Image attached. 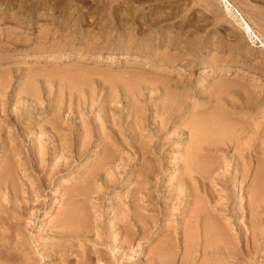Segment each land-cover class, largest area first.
I'll return each mask as SVG.
<instances>
[{
    "label": "rangeland",
    "instance_id": "obj_1",
    "mask_svg": "<svg viewBox=\"0 0 264 264\" xmlns=\"http://www.w3.org/2000/svg\"><path fill=\"white\" fill-rule=\"evenodd\" d=\"M228 1L264 39V0ZM239 23L223 0H0L1 264H228L186 239L199 220L252 240L264 146L244 180L220 127L264 126V47ZM69 204L85 240L51 232Z\"/></svg>",
    "mask_w": 264,
    "mask_h": 264
},
{
    "label": "bare ground",
    "instance_id": "obj_2",
    "mask_svg": "<svg viewBox=\"0 0 264 264\" xmlns=\"http://www.w3.org/2000/svg\"><path fill=\"white\" fill-rule=\"evenodd\" d=\"M224 1V3H225V8H226V11L228 12V14L233 18V19H238V22H240L239 23V25L240 26H242V28L245 30V32L248 34V36L251 38V40L253 41V43H256V41L258 42V41H260V43L263 45V47H264V39H262V37H259L255 32H254V29L252 28V27H250V25L248 24V22H245V20H244V18H243V16H242V14L240 13V11H239V9L237 10L228 0H223ZM68 59V58H67ZM248 106V105H247ZM172 109H173V107H172ZM184 110V109H183ZM173 111H174V109H173ZM204 116V115H203ZM211 116V115H210ZM217 116V115H216ZM207 117V116H206ZM212 117H214L215 119V121L216 122H218V116L217 117H215V116H212ZM212 117H210L209 119L208 118H206V120L205 121H207V122H209V124H207V126L208 125H210V121H213V120H210ZM224 117V116H223ZM201 121H198L197 123H199V122H202L203 121V119H200ZM210 120V121H209ZM220 121H221V119H219ZM223 120H225V119H223ZM227 120V119H226ZM204 122V121H203ZM202 122V125H204L205 124V122L203 123ZM225 122H228V120L227 121H225ZM212 123V122H211ZM215 123V122H214ZM221 123L222 124H220V122H218V124H220L221 126L220 127H222L223 128V130H224V135H226V136H223V137H227L228 136V139L229 138H232V136L234 137V139H232L230 142H232L233 140H235V143H234V141H233V143L236 145L235 146V148H236V152L238 153V156L240 157V160H239V163L241 164V166L243 167V170H241V173L243 174L242 176H243V178H244V180H245V178H246V174L245 173H248V170H247V168L249 167V168H251L252 167V162H253V160H259L261 157H258L259 156V154H261L260 152H261V150H263V149H261V148H258L257 146H256V143L258 142V141H261L262 143H263V146H264V140H263V138H264V126L262 127V126H260V127H257V126H255V127H251V128H246V127H244V125L242 126V125H240L239 123L237 124V126H235L236 127V129L234 130V125H230V123L228 124V126H226L227 127V130H228V132H227V130H225L226 129V127H224L225 125H227V123L226 124H223L224 122L223 121H221ZM200 124L201 123H199V125H197V126H199V129L197 128V131L198 132H201V131H199L200 130ZM213 124V123H212ZM211 124V132H212V129H213V125ZM216 125H215V127L217 126H219L217 123H215ZM232 124V123H231ZM235 124V123H234ZM193 125H195V124H193ZM240 125V126H239ZM231 126V127H230ZM205 127H206V124H205ZM204 127V128H205ZM204 128H203V130H204ZM207 128V127H206ZM205 128V130L207 131V129L208 128H210V127H208L207 129ZM229 128H230V130H229ZM232 128V129H231ZM260 129H262V130H260ZM193 130V129H192ZM202 130V135H204L205 137L207 136V137H210L211 135H210V133H207V132H209V131H207V132H205V131H203ZM232 130V131H231ZM215 131V130H214ZM212 132V135H213V133H214V135L216 134L215 132L217 131V129H216V131L215 132ZM218 131H220L219 129H218ZM222 131V130H221ZM235 131V132H234ZM233 132H234V135H233ZM201 133H199V134H201ZM207 133V134H206ZM218 133V132H217ZM221 133H223V131L221 132ZM220 133V135H222ZM198 134V135H199ZM209 134V135H208ZM193 135V134H192ZM218 135H219V133H218ZM200 136L201 135H199L198 136V141L201 139L200 138ZM216 136V135H215ZM194 137V136H193ZM192 137V138H193ZM217 137V136H216ZM215 137V138H216ZM214 138V136H212V139L211 138H209L210 140H211V142H213L214 140L213 139H215ZM218 138H222V137H218ZM209 139H208V141H209ZM202 140V139H201ZM201 140H200V142H201ZM205 139H203V143L205 142L204 141ZM223 141H225L224 139H222ZM192 141V140H191ZM197 141V140H196ZM207 141V142H208ZM193 142V141H192ZM195 142V141H194ZM211 142L209 143V144H211ZM222 142V141H221ZM226 142V141H225ZM229 142V140H228V144L230 143ZM191 143V142H190ZM202 143V142H201ZM214 143V142H213ZM212 143V144H213ZM215 143H216V141H215ZM208 144V143H207ZM197 145V146H196ZM216 145V144H215ZM214 144H213V146H215ZM261 145V144H260ZM195 146L196 147H198V146H200V145H198L197 143L195 144ZM202 146H204L203 144H202ZM201 146V147H202ZM207 146V145H206ZM229 147L231 146V145H228ZM192 147V146H191ZM195 147V148H196ZM201 147H200V149H201ZM209 148H210V146H208ZM207 147V148H208ZM229 147H228V149H229ZM206 148V147H205ZM206 148V149H207ZM214 148V147H213ZM220 148V147H219ZM264 148V147H263ZM200 149H197V150H200ZM261 149V150H260ZM203 150V149H202ZM201 151V150H200ZM263 152H264V150H263ZM193 154V153H192ZM199 154V153H198ZM262 155V154H261ZM191 157V156H190ZM192 159L193 158H190V160L192 161ZM195 159V158H194ZM194 159H193V162H194ZM189 160V161H190ZM261 160V162H263L264 161V158H261L260 159ZM188 161V162H189ZM190 161V162H191ZM187 162V163H188ZM193 162H191V163H193ZM198 162V161H197ZM186 163V164H187ZM191 163L190 164H188V165H190V168L191 169H193V168H197V169H193V171H199V168L198 167H200V165L199 166H197V165H195V167H193L192 165H191ZM200 163V162H199ZM193 164H196V161H195V163H193ZM255 165V164H254ZM197 166V167H196ZM202 166V165H201ZM205 166V165H204ZM240 166V165H239ZM262 166V167H261ZM259 165L258 167V174L256 175V178H255V180H254V182H253V184H252V190H251V198H252V204H251V208L253 207V209H252V212H253V214H254V216L256 217V220L254 221V224L252 225V223H251V225H249L250 226V231H251V233H252V240L251 241H249V240H247V239H244V240H241V238H240V236L238 237V235H236L235 233L233 234V233H231V230H230V228L228 227V230H227V228H225V226H219V225H217L216 223H212V224H207V227H206V231H205V233L202 235L203 236V238H202V236L199 238V234H198V232L196 231V229H197V227L195 226V225H197V224H199V222H200V220H199V218L200 217H198V218H196L197 216H195V218H196V220L198 221V223L196 224H193V226H195L196 227V229L195 228H193V226H191L189 229H188V231H186V239H191V243L190 244H192L194 247L196 246V247H199V246H201L202 248H203V252L205 253V256L207 257V259H205L203 262H210V261H213L214 260V262L215 261H217V260H219V259H222V256L224 255L225 257H226V259H227V261H228V264H240L239 262H240V260L244 257V258H250L251 260H254V261H256L255 260V257H257V256H259V255H263L264 254V163H263V165ZM19 167V166H18ZM205 169H206V167H205ZM240 169H242V168H240ZM200 170H202L201 168H200ZM204 170V169H203ZM208 170V169H207ZM251 170V169H250ZM15 170L11 167V166H7L4 170H2V173H0V185L2 184V183H4V181L5 182H7L8 181V183H9V181H13L14 179H15V172H14ZM193 171L191 170V171H189L188 173H189V175L187 174V176H189V177H187L186 176V178H185V180H184V184H185V190L184 191H188V186H190L189 184H188V182H189V180L192 178L191 176L193 175L192 173H193ZM209 171V170H208ZM23 173V172H22ZM204 173V172H203ZM199 174V173H198ZM36 175V174H35ZM26 176V175H25ZM187 178H189V179H187ZM203 178V177H202ZM242 178V177H241ZM53 179V178H52ZM19 180V179H18ZM243 182V181H242ZM7 183V184H8ZM11 183V182H10ZM89 183V182H88ZM9 187V186H8ZM84 188V187H83ZM189 188H191V187H189ZM9 189V188H8ZM5 190V189H4ZM7 191V190H6ZM190 191V190H189ZM249 191V190H248ZM188 193H191V192H188ZM188 193L186 194V195H188ZM249 193V192H248ZM193 194V193H192ZM80 196V195H79ZM189 196H190V194H189ZM249 197V196H248ZM8 200V199H7ZM250 200V199H249ZM76 201V200H75ZM25 202V201H24ZM251 202V201H250ZM2 204V203H1ZM24 205V204H23ZM32 205V204H31ZM65 205V204H64ZM0 206H2V205H0ZM71 206V207H70ZM3 207V206H2ZM76 207V206H75ZM75 207H72V205H70L69 204V206H68V208H65L64 209V213H63V215H62V217H61V221L55 226V227H53V229H52V231L51 232H53V234H55V235H57L58 237H62L63 239H64V237L67 235V236H69V235H71L72 234V237H73V235L76 233L78 236L76 237V239L77 238H80V237H82V239L83 240H85L83 237H85L84 235L85 234H87V233H89V231L87 232V228L88 227H90V221H89V219H88V216H83V214L82 215H79V216H77L76 215V213H75ZM4 208V207H3ZM250 208V209H251ZM81 209V208H80ZM209 210H210V208H208ZM2 210H4L5 211V208L4 209H2ZM62 210V209H61ZM82 210H85L84 208H82ZM208 210V211H209ZM8 211H9V208H8ZM14 211H16V214L18 213V215H24V211L22 212V209L21 210H19L18 211V209H14ZM3 212V211H2ZM211 212V211H210ZM251 212V211H250ZM5 213H7V212H5ZM81 213H82V211H81ZM195 213V212H194ZM200 213H201V211H200ZM204 213H205V211H204ZM2 214V213H1ZM15 214V215H16ZM62 214V213H61ZM85 214V213H84ZM211 214V213H210ZM209 214V215H210ZM252 214V213H251ZM3 215V214H2ZM8 215V214H7ZM14 215V216H15ZM88 215V214H87ZM198 215V214H197ZM205 215V214H204ZM17 216V215H16ZM21 216V217H22ZM191 216V215H190ZM2 218H3V216H2ZM254 218V217H253ZM15 219V218H14ZM14 219H12V220H14ZM193 219V218H192ZM4 221V220H3ZM118 221V220H117ZM214 221V220H213ZM16 224L17 223H14V225L16 226ZM19 224V223H18ZM17 224V225H18ZM190 225H192V224H190ZM206 226V225H205ZM3 227V226H2ZM17 227V229H18V226H16ZM42 227V226H41ZM23 228V227H22ZM200 228V227H199ZM198 228V229H199ZM3 229V228H2ZM16 229V228H15ZM23 229H25V227L23 228ZM205 229V228H204ZM1 230V229H0ZM26 230V229H25ZM7 231V230H6ZM5 231V234L9 231H7L6 232ZM11 231V230H10ZM75 233H74V232ZM200 231V230H199ZM24 232V231H23ZM43 232V231H42ZM87 232V233H86ZM74 233V234H73ZM83 233H85L84 235H83ZM203 233V232H202ZM242 233V232H241ZM240 233V234H241ZM11 234V233H10ZM47 234V233H46ZM52 234V233H51ZM15 235V234H14ZM55 235H53V236H55ZM0 236H1V234H0ZM5 235H3V237H4ZM7 236V235H6ZM2 237V239L3 240H5V238H3ZM56 237V236H55ZM57 237V238H58ZM88 237V236H87ZM30 238V237H29ZM67 238V237H66ZM69 238H70V236H69ZM201 238H202V240H201ZM246 238V237H245ZM74 239V238H73ZM75 239V240H76ZM78 240V239H77ZM128 240V239H127ZM130 240V239H129ZM34 241V240H33ZM47 241V240H46ZM80 241V240H79ZM85 242V241H84ZM190 242V241H189ZM188 242V243H189ZM243 242H247L248 244H249V242H251V244H252V247H251V249L249 248V246H248V244H247V250H245V249H243V250H241L242 248H240V244H242ZM49 243V242H48ZM10 244V243H9ZM22 244V243H21ZM28 243H26V245H27ZM81 244V243H80ZM202 244V245H201ZM199 245V246H198ZM24 246V245H23ZM22 246V247H23ZM48 246V245H47ZM46 246V247H47ZM243 246V245H242ZM100 247V246H99ZM123 247V246H122ZM171 247V246H170ZM192 247V246H191ZM6 248V247H5ZM12 248V250L14 249L13 247H11ZM24 248V250H22V251H24V257H25V260L23 259V261H22V264H32V263H30V258L28 259V258H26V257H28V253H27V248L24 246L23 247ZM50 248H52V247H50ZM50 248H48V249H46L47 250V254H48V256H47V258L48 259H50L51 258V255H53L54 253L52 252L53 250L51 249L50 250ZM57 248V247H56ZM64 248V247H63ZM201 248V249H202ZM16 249V248H15ZM78 249V248H77ZM193 249V248H192ZM11 250V251H12ZM170 250V249H169ZM169 250L168 249H166V248H163V249H159V251H158V253H157V255L159 256V257H163V259L166 257V256H168L167 255V251L169 252ZM194 250V249H193ZM42 251V250H41ZM64 251V250H63ZM29 252V251H28ZM55 252V251H54ZM5 253V252H4ZM8 253V252H7ZM53 253V254H52ZM55 253H57V252H55ZM94 253V252H93ZM56 255V254H55ZM3 256H4V254H3ZM13 256V255H12ZM6 258V257H5ZM15 258V257H14ZM19 258V257H18ZM224 258V257H223ZM4 259V258H3ZM89 259V258H88ZM160 259V258H159ZM166 259H168L167 257H166ZM225 259V258H224ZM5 260V259H4ZM7 260H8V258H7ZM13 260V259H12ZM16 260V259H15ZM18 261H19V259H17ZM90 260V259H89ZM162 260V259H161ZM160 260V261H161ZM96 261V260H95ZM155 261V260H154ZM157 261V260H156ZM224 261V260H223ZM223 261H221L222 263H223ZM2 262V261H1ZM11 263V262H10ZM18 263V262H17ZM211 264H212V262H210ZM219 263H220V261H219ZM1 264V263H0ZM3 264V263H2ZM5 264V263H4ZM197 264V263H196ZM203 264H205V263H203Z\"/></svg>",
    "mask_w": 264,
    "mask_h": 264
}]
</instances>
